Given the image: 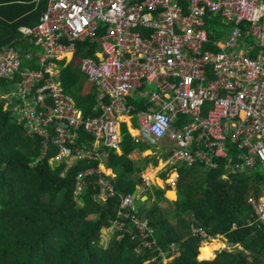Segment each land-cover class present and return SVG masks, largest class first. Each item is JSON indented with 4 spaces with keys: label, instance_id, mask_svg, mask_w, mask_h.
Listing matches in <instances>:
<instances>
[{
    "label": "built area",
    "instance_id": "built-area-1",
    "mask_svg": "<svg viewBox=\"0 0 264 264\" xmlns=\"http://www.w3.org/2000/svg\"><path fill=\"white\" fill-rule=\"evenodd\" d=\"M213 20L229 28L221 40L210 39ZM21 33L36 68L23 67L13 44L0 49V78L18 80L2 98L27 136L41 141L42 156L52 148V162H99V171L75 176L74 193L87 176L103 174L99 150H119L123 123L136 145L167 155L169 185L183 167L223 169L229 182L257 164L264 169V0H48L37 26ZM84 40L98 46L94 57H75ZM69 64L95 88L98 115L84 117L64 93L59 77ZM136 90L146 98L138 113L127 101ZM133 121L138 127L130 130ZM79 133L92 142H79ZM140 178L138 192L155 184ZM98 183L101 198L114 195L108 181ZM132 202V194L121 198L109 231L131 235L139 251L159 249L155 229L129 213ZM247 204L253 222L264 223V194ZM191 235L213 240L198 227Z\"/></svg>",
    "mask_w": 264,
    "mask_h": 264
},
{
    "label": "trees",
    "instance_id": "trees-1",
    "mask_svg": "<svg viewBox=\"0 0 264 264\" xmlns=\"http://www.w3.org/2000/svg\"><path fill=\"white\" fill-rule=\"evenodd\" d=\"M43 9L44 4L37 0H0V49L13 44L23 67L36 65L25 59L32 44L22 39L19 30L36 26ZM210 28L212 41L221 40L229 31L218 20H213ZM102 33L101 25L98 34ZM96 49L98 46L89 40L78 42L75 57H93ZM82 76L78 67L67 65L61 70L60 80L64 93L72 97L83 116L94 117L99 114L94 110L98 105L96 91L90 87L84 92ZM17 81L0 78V264H162L163 253L165 258L174 253L171 244L179 249V255L167 264H264V223L253 222V212L246 202L250 193L258 197L264 192V177L258 172L250 178L235 177L227 186L221 181L223 172L206 173L199 167L180 169L177 198L172 205L164 207L165 191L153 188L154 202L149 206L146 202L138 213L132 211L155 229L153 240L159 249L139 251L131 235L117 233L111 234L107 247L100 245V234L110 227L121 197L135 191L138 175L152 160L135 162L128 156L149 148L131 141L122 125L121 155L106 151L108 167L115 175V195L101 198L98 182L104 175L96 174L87 176L83 191L75 195V176L96 170L99 164L76 162L66 172V161L48 165L57 149L50 148L42 156L41 141L29 138L24 126L9 109L5 110L2 96ZM141 108H135L134 113ZM166 196L173 199L174 193ZM127 222L134 231L131 221ZM192 226L213 239L224 236L229 248L211 260L208 253L215 241L206 244L207 252L204 249L202 254L201 239L191 235Z\"/></svg>",
    "mask_w": 264,
    "mask_h": 264
},
{
    "label": "crops",
    "instance_id": "crops-1",
    "mask_svg": "<svg viewBox=\"0 0 264 264\" xmlns=\"http://www.w3.org/2000/svg\"><path fill=\"white\" fill-rule=\"evenodd\" d=\"M37 2H42L43 4H44V9L39 13V16H38V19H39V17H40V15L46 10V8H47V5H48V0H37ZM37 23H38V20H37ZM37 26V25H36ZM35 27V26H34ZM22 28H33V27H29V26H24V27H21L20 28V30H19V32H21V29ZM25 41V40H24ZM27 41V40H26ZM85 41V40H84ZM83 42V41H82ZM78 43V42H77ZM76 43V44H77ZM93 57H94V53H93ZM69 65H72V64H69ZM30 67V66H29ZM77 67V66H76ZM65 68V67H64ZM80 69V68H79ZM81 71V70H80ZM61 74V73H60ZM89 87H92L91 86V84H90V86ZM94 88V87H93ZM95 89V88H94ZM144 89V88H143ZM143 89H140L139 91H141V92H143ZM147 90V89H146ZM136 92V94H134V95H132L130 98H127V101L131 104V105H133L134 106V110H135V108H137V107H142L143 106V109H144V99H146L145 97L143 98V97H141V96H139V94H137V90L135 91ZM71 97V96H70ZM72 98V97H71ZM75 102V101H74ZM76 104V103H75ZM77 106V105H76ZM96 107V106H95ZM95 107H94V110H95ZM142 108H141V110H143ZM81 110V109H80ZM140 110V111H141ZM96 112H98L99 113V111L98 110H95ZM134 114V113H133ZM122 125H125V127L127 128V124L126 123H123ZM122 125H121V128H122ZM138 127V125H137V122L136 121H133V125L130 127V130H132V129H135V128H137ZM127 130L129 131V128H127ZM84 139L85 141H89V142H92V139L90 138V137H88V136H86V135H84V133H79V142H81L82 140L81 139ZM106 149H100L99 150V153H100V155L102 156V158H103V163H102V171L101 172H103V174L101 173V174H98V175H104V179L106 180V181H108L110 184H111V186L113 187V184H112V180L115 178V175L113 174V172L109 169V167H108V156H107V153H106ZM108 151H112V150H108ZM112 152H114L116 155H118V156H120L121 155V150H120V147H119V150L118 151H112ZM153 153V156H146L145 157V159H152L151 160V163L148 165V167L145 169V171L142 173V174H140V175H138V178L140 179L139 180V182L137 183V185H136V189H135V191L134 192H136V200H141L142 198H144V197H146V199L145 200H143L142 201V205H141V207L140 208H138V210L137 211H135L134 210V206H133V209H130L129 210V213L132 215L133 213H138L140 210H142V208H143V206H144V204L146 203V202H148V206L152 203V202H154V198H152V189L153 188H161L162 190H164L165 191V193H164V198H165V200H166V202L164 203V207L166 206V207H168L169 205H172L175 201H176V198H177V196H176V190H177V182H176V184L175 185H169V184H167L165 181H167V179H168V174H169V172L167 171V170H165V163H166V161H163L162 160V157H164V156H167V155H162V156H160L158 153H154L153 151H151V150H148V151H145L144 153H141V152H139V151H135V152H133L132 154H130L129 156H128V159H131L132 161H135V162H137V161H141V160H145V159H141V160H139V155H143V154H145V153ZM153 161V162H152ZM76 162H80V161H75V162H73V161H69V164L67 163V161H66V166H68V165H70L71 164V166L74 164V163H76ZM87 162V161H86ZM92 163H98L99 164V162H92ZM100 165V164H99ZM99 165H98V169H96L95 171H99ZM258 165H260V164H257L256 165V167H255V169L254 170H252V171H250V173H249V175H237V176H234V177H232V179H231V181L229 182V181H225V180H223V175H224V172H223V169L222 170H220V172H223L222 173V177H221V181H222V183L223 184H225V185H227V186H231L232 184H233V178H235V177H238V176H244V177H247V178H250L251 176H253V174H255L256 172H258V170H257V168H258ZM261 166V165H260ZM196 167H199L200 169H202L204 172H206V173H211V172H213V171H207V170H205V168L204 167H202V166H196ZM196 167H193V168H196ZM193 168H185V167H183V168H181V169H193ZM262 168V167H261ZM262 170L264 171V169L262 168ZM157 172H159V174H157ZM143 174H146V175H148L149 177H151L152 179H154L155 180V184L151 187V188H149V189H142V190H140L139 192H138V186H140L141 185V178H140V176L141 175H143ZM105 177H107V179L105 178ZM179 177H180V173H179ZM179 180V179H178ZM113 190H114V188H113ZM134 192L133 193H130V194H132V196H133V194H134ZM137 192H138V194H137ZM168 192H173L174 193V198L173 199H170V198H168L167 196H166V194L168 193ZM264 194V192L260 195V196H262ZM114 195H115V191H114ZM126 195H128V194H126ZM125 196V195H124ZM249 196H253L252 195V193H250L249 194ZM248 196V197H249ZM260 196H258V197H260ZM123 197V196H122ZM121 197V198H122ZM247 197V198H248ZM258 197H256V198H258ZM134 200V199H133ZM121 201V200H120ZM246 202H247V200H246ZM133 205V204H132ZM252 210V209H251ZM132 211H133V213H132ZM132 216H134V215H132ZM134 217H136V218H138V219H140V220H146V221H148L147 219H145V218H140V217H138V216H134ZM193 227V226H192ZM191 227V228H192ZM112 234V233H111ZM224 236H218L216 239H213L211 242H213V241H215V240H219V241H221V242H224V244H225V240H224ZM117 239H119V238H117ZM226 239V238H225ZM223 240V241H222ZM227 241V240H226ZM211 242H209V243H211ZM205 244H208V243H205ZM227 244H228V241H227ZM203 246V245H202ZM226 246V245H225ZM177 250H179L177 247H176V250H175V252H177ZM221 250V249H220ZM216 252V251H215ZM199 253H200V248H199ZM178 255H179V253H178ZM169 258V257H168ZM168 258H164L165 260L166 259H168ZM170 258H171V256H170ZM198 260H199V256H198ZM199 261H202V260H199Z\"/></svg>",
    "mask_w": 264,
    "mask_h": 264
},
{
    "label": "rangeland",
    "instance_id": "rangeland-1",
    "mask_svg": "<svg viewBox=\"0 0 264 264\" xmlns=\"http://www.w3.org/2000/svg\"><path fill=\"white\" fill-rule=\"evenodd\" d=\"M78 68H79V66H77ZM59 80H60V77H59ZM60 82H61V80H60ZM81 85L83 84V86H84V92L86 93V92H88V90H89V86H90V83L88 82V80L84 77V76H82L81 77ZM77 108H78V106H76ZM79 110H80V108H78ZM5 110H7V106H5ZM147 148H149V150H151V151H153L154 153H156V149L154 148V147H147ZM146 156H153V153H145V154H143V155H139V160H141V159H145V157ZM162 160L163 161H166L167 160V156H164V157H162ZM55 163V161H50L49 162V166H51L52 167V165ZM71 166V164L70 165H68V166H66V170H65V172L67 171V169L69 168ZM257 170H258V173L259 174H261L263 177H264V171L262 170V168H261V166L260 165H258V168H257ZM75 195H79V194H76V193H74ZM76 199V198H75ZM112 240V236H111V232L109 231V229H104V231H102L101 232V234H100V240H99V244L100 245H102V246H104V247H107L108 246V243L110 242ZM117 240H119V239H117ZM224 240H225V245L226 246H224V247H222V249L221 250H217L216 252H214L213 253V256H211L210 255V252L208 253V257L211 259V260H213L215 257H216V255H217V253L218 252H221L222 250H225V249H228L229 248V245L227 244V239H225L224 238ZM217 241H219V240H215V242H214V246H213V248L215 247V243L217 242ZM223 241V240H222ZM211 242V241H210ZM205 243H209V242H202L201 241V244H200V248H201V251H202V254H203V252H204V249H205ZM222 243H224V242H222ZM203 245V246H202ZM212 248V249H213ZM178 253H179V250H177V252H175V254L173 255V257H175V256H177L178 255ZM173 257H171L170 259H166V260H164V262H162V264H166L167 262H170L171 260H172V258ZM199 260H200V257H199ZM202 261H204V260H202ZM208 261V260H207ZM210 261V260H209Z\"/></svg>",
    "mask_w": 264,
    "mask_h": 264
},
{
    "label": "water",
    "instance_id": "water-1",
    "mask_svg": "<svg viewBox=\"0 0 264 264\" xmlns=\"http://www.w3.org/2000/svg\"><path fill=\"white\" fill-rule=\"evenodd\" d=\"M135 198H136V192H134V194H133V199H134V200H133L132 204H133V206H134V210L137 211L138 208L141 207V205H142V201L145 200L146 197L142 198L141 200H136Z\"/></svg>",
    "mask_w": 264,
    "mask_h": 264
},
{
    "label": "bare ground",
    "instance_id": "bare-ground-1",
    "mask_svg": "<svg viewBox=\"0 0 264 264\" xmlns=\"http://www.w3.org/2000/svg\"><path fill=\"white\" fill-rule=\"evenodd\" d=\"M224 246H225L224 243H222L221 241H217V242L215 243V247L210 251V255L213 256V253H214L215 251L222 249V247H224Z\"/></svg>",
    "mask_w": 264,
    "mask_h": 264
},
{
    "label": "snow or ice",
    "instance_id": "snow-or-ice-1",
    "mask_svg": "<svg viewBox=\"0 0 264 264\" xmlns=\"http://www.w3.org/2000/svg\"><path fill=\"white\" fill-rule=\"evenodd\" d=\"M205 251L207 252V249H205Z\"/></svg>",
    "mask_w": 264,
    "mask_h": 264
}]
</instances>
